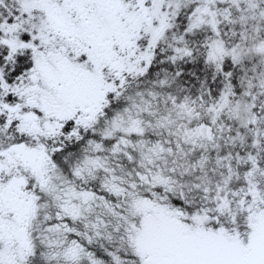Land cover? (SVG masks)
Instances as JSON below:
<instances>
[{
	"label": "snow or ice",
	"instance_id": "obj_1",
	"mask_svg": "<svg viewBox=\"0 0 264 264\" xmlns=\"http://www.w3.org/2000/svg\"><path fill=\"white\" fill-rule=\"evenodd\" d=\"M0 264H264V0H0Z\"/></svg>",
	"mask_w": 264,
	"mask_h": 264
}]
</instances>
